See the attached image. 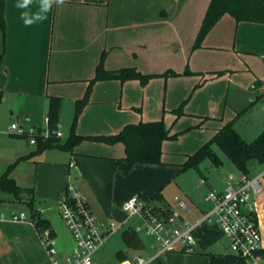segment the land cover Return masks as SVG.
<instances>
[{
	"label": "crops",
	"instance_id": "obj_1",
	"mask_svg": "<svg viewBox=\"0 0 264 264\" xmlns=\"http://www.w3.org/2000/svg\"><path fill=\"white\" fill-rule=\"evenodd\" d=\"M16 3L17 0L5 1V43L0 28V52H4L0 69V89L3 92L0 101L7 103L6 113L4 111L0 117L6 119L10 117L27 129H46L45 118L48 117L51 96L62 98L67 95L74 105L83 98L86 93V83L69 84L65 90L58 86L62 85L61 83L77 80L88 81V85H90L91 79L95 76L94 71L96 72L99 57L103 56L104 52H106V68L109 70L136 67L140 71L157 73L159 71L145 70L141 64L145 60L155 61L156 56L168 46H174L176 52L179 53V59L182 58L185 61L189 57L191 59L195 53L200 58L201 52L213 54L226 50L227 47L223 44L226 43L227 37L226 32L222 30L232 27L234 28V37L233 40L229 39L232 41V51L236 56H239L237 58L242 62L244 69L226 68L224 71H230L228 81L231 82L234 79V72H239V74H243L242 71L249 72L246 73L248 78L244 79L252 82L251 87L258 97H264V23L237 22L234 17L226 14L207 34L201 45L194 47L210 0H66L63 6L54 5L52 11L47 13V19L30 26H25L21 19L23 10L17 8ZM38 3L39 0H33L29 10L36 12ZM189 15L193 16L192 20L188 18ZM185 26H189V30ZM169 30H172V33ZM167 36L169 39L179 40V45L176 41L167 43ZM156 46L164 48L156 53ZM206 58L210 60V58L216 57ZM185 68L188 66H184L183 63L174 69L181 72ZM191 71L209 73L223 70L204 64L202 66L192 64ZM239 76L243 78V75ZM213 77L215 78V76ZM128 84L127 81L119 84L118 80H103L96 83L92 88L90 101L84 109V117L78 123V133L88 137L115 134L125 125L136 123L129 122L121 116L119 118L107 116L100 119L95 111L97 107L102 108L101 106L105 105L109 107L107 111H111L114 108L113 103L119 97L118 89H120V103H123V98L129 94ZM89 109L92 110L90 113ZM89 115L91 117H88ZM59 116V137L65 141L62 139L65 134L60 131L61 127H67L65 119L63 120V105L60 108ZM154 120H157L156 117L151 116L149 121ZM219 128H216L214 133ZM64 130L66 131L68 128H64ZM65 137L67 136L65 135ZM90 146L84 143V145L76 146L72 151L49 148L27 158L35 163L45 162L48 164L44 169L47 175L38 178L35 185V187L42 188L40 195H47L51 198V204L45 207H41L39 204L40 200L35 194L34 186L21 185L16 176L11 175L20 186L34 189L37 208L41 216L49 221L54 233L53 244L58 249V257L61 259L65 255L73 254L76 249L75 240L58 210V199L67 188L65 176L68 175L71 168L78 173L75 185L86 199L103 230L113 222L116 223V229H123L122 232L125 229H134L137 225H141H132L133 216L128 215L122 208L123 202L132 196H136L142 202L152 206L178 211L173 209L170 204L164 203L163 199L151 200L166 177L165 172L160 171L161 165L165 164V161L163 164L157 165L138 163L127 175L117 165V159L125 156V147L122 143L112 145L102 142L97 145L100 146L98 150ZM36 148L33 146L28 152H16L15 156L29 154ZM220 157L222 164L219 168H222L225 162H228L227 165L233 166L229 176L223 174V180L218 185L203 175L201 184L206 185L208 193L211 190L224 191L228 187L239 185L244 176H260L263 192L254 199L253 205L261 229L264 249V162L253 163L245 175L232 161L229 163L228 159ZM72 163H74L73 166ZM6 170L7 168L0 167V177ZM177 173L179 172L177 171ZM3 194V196L1 195L3 201L20 204V208L10 210L8 214H5V217H9L12 212L24 211L28 215L30 214L24 202L16 201L12 194ZM175 200L181 217L180 224L191 223L208 210L196 204L193 192L190 190L185 192L184 199L179 198L185 202L186 208H181L179 200L176 198ZM211 209L209 208V210ZM10 223H14L12 226L15 227L12 235L7 233L6 229ZM125 225L128 226L124 227ZM194 234L197 245L195 251L190 253H184L185 250L181 248L172 250V252H161L159 243H151L147 247L144 241V248L134 249L129 248L124 239V243L116 240L114 241L116 253L123 250L127 255V260L119 262L115 258L114 264H129L135 256L144 258L141 252L148 248L150 255L146 259L151 260L149 264L160 258L166 260L164 264H209V256L203 251L226 253L219 250L221 247H225L228 248L227 252H230L229 241L218 226L203 224L195 229ZM0 238L3 241L4 249L6 247L16 249L19 256L22 252L25 253L26 262L24 264H53L52 258L42 242L40 232L30 221L13 222L0 218ZM105 245L103 244L97 249L93 261L97 260L106 264L103 253L109 247ZM0 251H3L2 247H0ZM261 264H264V260L261 261Z\"/></svg>",
	"mask_w": 264,
	"mask_h": 264
},
{
	"label": "rangeland",
	"instance_id": "obj_2",
	"mask_svg": "<svg viewBox=\"0 0 264 264\" xmlns=\"http://www.w3.org/2000/svg\"><path fill=\"white\" fill-rule=\"evenodd\" d=\"M188 18L192 20L193 16L189 15ZM185 27L189 30V26ZM171 31L172 30H169L170 33H172ZM222 31L226 32L227 40L226 43L223 44L227 47L226 50L218 51L213 54L201 52L200 58L196 56L195 53L191 59L189 57L185 61L184 59L182 60V58L179 59V53L176 52L174 46H168L164 50L162 49L164 47L156 46V53H158L160 49H162L163 52L156 56L155 61L148 62V60H145L141 65L145 70L159 72L149 73L147 71H141L145 74L154 75L145 83L139 79H113L118 80L119 84L127 81L129 83V94L123 98V103H120V89H118L117 93L119 97L118 100L113 103L114 108L111 109V111H107L109 108L108 105L95 109L97 117L100 119L101 117L103 119L107 116H114L116 118L121 116V118H126L129 122L139 123L148 122L150 117L153 116L156 117L157 120L162 119L164 121L170 134H177L176 137L167 138L162 143V160L166 163L161 165L162 169L160 171L165 172L164 174L166 177L160 185L159 191L164 197L163 202L170 204L173 209L178 211L179 209L175 198L179 197L180 199H184L185 192H189V190L193 192V199L199 207L208 210L209 208L211 209L213 203L210 200H206L208 188H206V185L201 184L202 176H207L209 181L219 185L223 180V174L229 176V172L233 167L229 166L231 164L227 165L228 162H225V165L219 168L220 166L215 165L209 157L201 159L197 167L191 165L182 170L179 169L180 165H178V163H183L188 155L196 152L209 140L214 130L221 127L222 124L228 120H233L234 128L248 141L253 140L257 134L264 129V97H258L251 87L252 82L248 79H244L248 78L246 73L249 72L242 71L243 74L234 72V79L231 82L228 81L230 71L224 70L226 68H243V64L237 58L239 56L234 54L231 47V40H233L234 37V28H225ZM178 38H181V36H178ZM167 39V43L176 41L178 44V42H180L179 40H174V38L169 39V36H167ZM105 54L106 52L103 53V57L100 55L99 62L103 58V64L106 67ZM210 56L216 58H210V60L206 58ZM183 63L184 66L186 65L188 68H185L183 71L179 72V74L162 75L166 70H175L176 66H181ZM192 64L195 66L197 64L198 66H202L203 64L213 66V68H218L223 71H212L209 73L192 71V73L184 74L185 70H191ZM239 75H243V78ZM213 76H215V78ZM101 81L88 85V81L77 80L61 83L62 85L58 86L62 88V90H65L69 84L86 83L88 87V89L86 87L85 91L87 93V102L76 121L75 128L77 133L78 123L80 119L84 117V109L90 101L92 88L96 83ZM144 99L145 108L143 104ZM0 102V114L4 111L6 113L7 103ZM62 105L64 106L63 120L65 119L67 127H61L60 131L68 137L75 115L76 104L74 105L72 100L67 95H64V97L61 98L60 108H62ZM88 111L90 113L92 110L89 109ZM102 113L103 115H101ZM88 117L91 116L89 115ZM12 123L21 126L18 121L12 120L10 117H8V119L0 117V167H3V169L10 168V174L16 176L18 183L21 185L35 187L38 178L47 175L44 169L48 164L45 162L35 163L30 159L21 160L19 159L21 155L15 156L16 152H28L33 146L37 147V144H32L30 142V137L33 135L29 133L24 135L11 133L10 127ZM64 128H68V130L65 131ZM42 131L44 133L46 132L45 129ZM57 136L59 137L60 135L57 134ZM64 136L62 139L66 140L67 137L64 138ZM102 142L103 141L94 139H85L78 145H84L85 143V145H91V148L98 150L100 146L97 145H100ZM117 144H120V142ZM213 148L219 156H223L224 159L230 161L229 163H232L218 145L214 144ZM131 171L132 169L126 174H130ZM177 171L179 173H177ZM77 174V171L71 168V171L65 176V180L67 181L66 187L69 183L72 185L76 184ZM40 189L42 190L41 187H35V194L40 200L39 204L41 207H45L51 204V198L47 195H40ZM37 190L39 191L37 192ZM1 195L3 196L4 194H0V218L8 214L10 210H17L20 208V204L17 202L3 201ZM13 224L14 223L8 224L9 226L6 228L7 233L11 235L15 230V227L12 226ZM131 224L134 226L142 224V220L138 215H134L131 219ZM126 226L128 225L124 227ZM122 230V228H117L101 244H106L105 246L109 247L103 253L106 264H114L115 262L117 249L114 246V241L117 240L124 243L121 235ZM140 236L147 247H149L151 243H157L154 238L147 236L143 232H140ZM0 247L3 248V251H0V264H24L26 262V255L24 252L19 256L16 249H11L10 247L4 249L1 238ZM148 249L141 252L145 259H148L150 255ZM219 250L227 252L228 248L221 247ZM184 253L190 252L185 251ZM164 262L166 263V260L160 258L157 261L155 260L152 264H164ZM93 264L102 263L96 260L93 261Z\"/></svg>",
	"mask_w": 264,
	"mask_h": 264
},
{
	"label": "trees",
	"instance_id": "obj_3",
	"mask_svg": "<svg viewBox=\"0 0 264 264\" xmlns=\"http://www.w3.org/2000/svg\"><path fill=\"white\" fill-rule=\"evenodd\" d=\"M5 1L0 0V28L3 34V42L6 40V20H5ZM226 14L231 15L237 22L264 23V0H210L208 9L204 15L200 30L197 35L194 47L201 45L207 34L212 30L216 23ZM4 52H0V69L3 63ZM103 57V56H102ZM185 73H192L191 70H185ZM177 75L179 72L168 69L162 75ZM153 74H145L136 67H123L117 70H109L103 64V58L96 67L94 78L90 85L101 80L113 79H139L143 83L147 82ZM88 92V91H87ZM3 92L0 89V100ZM87 102V93L76 103V110L71 126L69 136L62 141L57 136L59 131V114L61 97L51 96L49 100L48 118L46 126L48 136H45L39 130L34 134L37 148L34 152L21 156L19 159H27L34 153H39L49 148H58L61 150L72 151L81 141L85 139H94L106 143H122L125 147V156L117 159L118 168L126 174L134 165L138 163L145 164H163L162 143L167 138L176 137L177 134H170L164 121L154 120L148 122L129 123L119 132L109 135L84 136L76 132V121ZM218 145L234 165L243 173L247 174L251 165L255 162H264V130L260 132L253 140L247 141L233 126V120L226 122L220 127L196 152L188 155L187 159L180 164V170L188 166H198L199 161L204 157H209L217 166L222 164V159L214 150L213 145ZM0 192L12 194L16 201L24 202L29 215L35 221L38 231L50 229L51 235L54 233L50 227L49 221L42 217L37 208V200L33 188L20 186L10 174V168L0 177ZM152 199H163V195L158 190L151 197ZM148 204V203H147ZM149 205V204H148ZM152 206V205H150ZM153 210L164 215L170 212V209L159 206H152ZM123 239L129 248L142 249L144 243L140 234L135 229H125L122 232ZM209 256V264H247L239 255L233 252L214 253L204 251ZM264 257V249L259 251ZM116 260L123 262L127 260V255L123 250L116 253Z\"/></svg>",
	"mask_w": 264,
	"mask_h": 264
},
{
	"label": "built area",
	"instance_id": "obj_4",
	"mask_svg": "<svg viewBox=\"0 0 264 264\" xmlns=\"http://www.w3.org/2000/svg\"><path fill=\"white\" fill-rule=\"evenodd\" d=\"M46 124L49 118H45ZM11 133L24 135L29 133L32 144L36 143L34 134L38 129H27L12 123ZM46 132H48L45 129ZM48 136V133H44ZM59 135V131L57 132ZM72 166L74 163L71 164ZM204 182V180H203ZM263 192L260 176H244L239 185L228 187L224 191L211 190L206 200L213 202L211 210L194 219L193 222L180 224V213L170 211L164 215L154 211L152 206L142 202L136 196L125 200L122 208L130 216L138 215L142 224L134 229L143 232L159 243L161 252L184 249L187 252L195 251L197 239L195 229L203 224L216 225L229 241L231 252L242 257L247 264H261L264 260L259 254L263 249L262 233L254 209V199ZM179 200L178 197H176ZM181 208H186L184 201L179 200ZM58 210L67 228L71 232L75 243V252L58 257L59 251L53 244L50 229L39 231L42 242L50 254L53 264H93L94 255L100 245L116 230V223L102 229L95 215L89 208L86 199L80 194L76 185L68 184L65 192L58 199ZM2 220L13 222L35 221L26 212H12L9 217L3 215ZM151 260L135 256L129 264H149Z\"/></svg>",
	"mask_w": 264,
	"mask_h": 264
},
{
	"label": "clouds",
	"instance_id": "obj_5",
	"mask_svg": "<svg viewBox=\"0 0 264 264\" xmlns=\"http://www.w3.org/2000/svg\"><path fill=\"white\" fill-rule=\"evenodd\" d=\"M33 0H17L16 7L22 9L21 19L25 26H30L34 23L47 19V13L52 11L53 6H63L66 0H39L38 10L36 12L30 11V5Z\"/></svg>",
	"mask_w": 264,
	"mask_h": 264
}]
</instances>
